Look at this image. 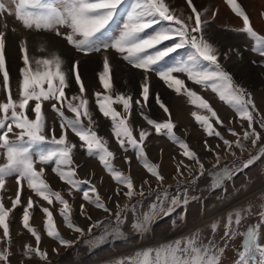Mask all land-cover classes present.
<instances>
[{
    "label": "rangeland",
    "instance_id": "obj_1",
    "mask_svg": "<svg viewBox=\"0 0 264 264\" xmlns=\"http://www.w3.org/2000/svg\"><path fill=\"white\" fill-rule=\"evenodd\" d=\"M133 2L134 0H126L117 17V23L112 25L113 32L117 31V24L123 23V18ZM238 2L248 14L254 30L264 35V15H262L264 0H238ZM166 3L170 9L175 11V14H182L185 18L193 15L194 19L187 0H166ZM193 4L197 10L202 12V18L210 21L205 26L203 35L218 47L220 63L232 74L235 83L251 94L257 109V112L254 113L256 119L253 127L259 132L261 138L255 146L249 139L242 140L243 149L235 147L234 142L237 135L242 139L243 132L248 130L247 121L239 118L238 114L228 104L221 101L210 88L188 81L186 74L174 73L186 81L188 88L193 89L209 101L223 124L220 125L215 118H210L221 135L233 142L231 150L226 148L220 138L208 136L191 115L193 111L209 116L210 113L190 104L185 94H177L174 90L168 89L154 72L148 73L150 97L142 114L135 101H142L140 85L144 78L143 71L133 68L115 50L109 49L107 55L110 57L113 89L108 91L112 95L131 93L133 107L130 113V124L133 134L139 139L141 130L150 133L142 145L145 149L147 162L157 164L159 172L165 178L159 185V192L157 191V180L144 167L145 161L137 159L136 149L124 150L119 146L118 140L111 130L110 119L103 117L95 103L94 94L105 92L99 82V73L103 70L102 58L105 53H91L85 56L68 45L66 40L57 36L54 31L25 29L14 15L7 13L0 15V31H4L7 37L6 61L10 75L9 89L13 98L19 99V81L21 79L19 69L24 66L22 54L19 51L21 40L27 42L30 67L34 70L36 60L47 57L52 52L61 55L65 61L63 67L68 70L72 68L75 61L79 60L80 63L76 70L80 72L81 79L85 84L84 95L89 100V110L94 122L92 128L99 137L107 141L106 146L114 153L112 163L115 170L122 171L131 177L136 192H139L143 187L145 193L144 196L126 197L123 194L127 190L126 186L113 179L112 174L100 164L98 157H89L86 150L80 147L79 138L69 130L68 138L76 146L73 151L76 179L82 181L79 189L61 181L52 170L54 164L40 165L37 163L36 167L37 170L40 167L44 168L42 178L49 183L53 191H59L69 201L70 217L83 232H77L74 228L70 229L65 225L60 215V209L63 206L54 198L53 204L49 205L47 201L28 189L26 182L22 181L21 185H17L15 177L7 178L5 188L0 189V203L11 210L8 217L10 235L7 238L3 237V229L0 228V250L8 251L10 254L7 261H0V264H112L118 258H135V254L139 250L157 247L162 243L193 234L196 230L199 231L196 232L195 238L201 245L211 239L213 247L225 249L221 255L220 264H236L239 259L238 252L242 250L243 236L241 234L249 226L257 227V242L264 246V220L261 219V210L264 209V155L259 153V149L264 147V129H261L259 123L260 118L264 116V66L260 63H253V61H261L264 57L251 51L253 41L240 31L243 27L242 19L231 11L226 0H193ZM206 8L208 11L204 14ZM214 12L215 16H213ZM66 31L64 28L61 29V32ZM148 31L151 32L153 29ZM170 43L171 41H165L159 47L167 46ZM41 44L44 45L43 50L40 48ZM237 49L238 52L235 51ZM179 51L181 54L185 52V50ZM225 53L228 54L227 59H225ZM175 56L176 54H172V57L166 59L165 63H170ZM43 68L44 66L40 65V70ZM78 88L79 86L75 83V73H72L71 84L65 89L66 96L70 99L73 95H79ZM156 93L160 94L161 100L169 108L171 119L175 124L176 135L188 143L203 163L205 173L202 176H199L196 163L182 155L183 150L177 143L163 134H157L154 125H149L143 118L146 115L160 122L169 118L168 114L164 113L156 103ZM6 99L7 90L4 88L3 77L0 74V102H4ZM30 104L34 106V102H30ZM57 107L60 105L58 104ZM114 107L122 112L121 105L116 104ZM42 108L47 121L46 134L50 136L49 130L54 126L55 133L59 136L61 131L59 115L52 110L51 104L47 101L43 103ZM63 110L69 118L74 117V113H71L66 106ZM29 116L34 118V113L29 112ZM82 119L87 127L88 119L86 117H82ZM229 129H233L237 135H233ZM2 131L0 130V132ZM9 135L11 136V134ZM205 141L211 150H206ZM217 154L219 156L218 164ZM252 156H259V158L251 166L244 168L243 162ZM126 158H131L130 162L126 163ZM5 162L3 155H0V164ZM177 166L180 167L182 176L177 174ZM225 168L232 170L230 178H226L224 183L216 187L212 183V172ZM189 170L192 172L191 178ZM197 177L199 178L197 179ZM145 180L148 183H144ZM178 181H181L179 185ZM90 185H95L101 199L111 210L110 212L98 209L83 199V191L88 190ZM178 187L181 192L185 189L188 191L189 203L187 206L179 205L173 212L163 214L159 211L158 205L157 213L153 217L147 233L141 234L135 231L133 228L134 219L141 218L145 211L150 210V205L163 192L164 188L169 189V197H171L177 194ZM150 188L152 189L151 194H149ZM17 190L21 192V204L12 209V202ZM29 197L34 202L33 208L29 210L30 227H34L41 236L39 243L23 227V208L27 206ZM82 204L84 205L83 214L81 213ZM131 205L134 207H129L126 212L122 213V216H126V222H122L121 231L104 234L106 227L110 228L114 225V214L118 209L122 210L125 206ZM43 207H48L52 211L57 230L66 240L72 242L70 246L62 245L58 240L47 236L44 227L46 215L41 210ZM164 207L165 209L168 207V202H165ZM237 208L242 211L250 209V211H243L241 223L239 225L234 223L232 226L235 234L225 238L227 214L230 210ZM185 212L186 223L178 219ZM174 220L176 221L175 230H173L172 224ZM233 220H235V216H233ZM97 221L105 223L94 228L92 232H88L90 224H95ZM213 221L218 223L215 232L210 228ZM29 247L39 248L41 252L46 253V258L41 259L35 252L25 256ZM247 261L248 264H264V258L258 253H250Z\"/></svg>",
    "mask_w": 264,
    "mask_h": 264
},
{
    "label": "snow or ice",
    "instance_id": "obj_2",
    "mask_svg": "<svg viewBox=\"0 0 264 264\" xmlns=\"http://www.w3.org/2000/svg\"><path fill=\"white\" fill-rule=\"evenodd\" d=\"M226 2L231 11L242 19L243 27L240 31L253 41L251 51L264 57V35L254 30L248 14L238 0H226ZM125 3L126 0H7V2L0 0V15L5 13L14 15L25 29L54 31L57 36L65 39L68 45L85 56L91 53H105L102 58L103 70L99 73V82L105 92L94 94L95 103L103 117L110 119L111 130L118 140L119 146L124 150L136 149L137 159L145 161V169L158 182V192L159 185L165 178L159 172L157 164L147 162L145 149L142 145L150 133L141 130L139 139L133 134L130 124V113L133 107L132 95L131 93L112 95L108 91L113 89L110 57L107 55L109 49L115 50L133 68L143 71L144 78L140 85L143 102L135 101L142 114L150 97L148 73L154 72L168 89L174 90L177 94H185L190 104L210 113L209 116L193 111L191 115L208 136L220 138L226 148L231 150L233 142L224 138L212 122L211 118H215L218 124H223L209 101L193 89L188 88L184 79L174 75V73L186 74L188 81L210 88L221 101L228 104L238 114L239 118L247 121L248 130L243 132L242 139L233 129H229L233 135H237L234 142L235 147L243 149L242 140L249 139L255 146L261 138L259 132L253 127L256 119L254 113L257 112L256 105L251 94L235 83L232 74L220 63L218 47L203 35V30L210 21L202 18V12L197 10L193 0H187V4L191 13L194 14V19L193 15L185 18L182 14H175L166 0H134L123 18V23L117 24V31L113 32L112 25L117 23V17ZM207 11V8L204 9V14ZM215 15L214 12L213 16ZM62 28L67 31L61 32ZM149 29H153V31L149 32ZM6 39L5 32L0 31V74L3 77L4 88L7 90L6 101L0 102V130H3L0 132V150H2L0 155H3L6 161L0 164V189L5 188L7 178L15 177L17 185H21L22 181L26 182L27 188L32 190L36 196L47 201L49 205L53 204V198L62 205L60 215L65 225L82 233L83 230L76 226L70 217L69 201L59 191H53L49 183L42 178L44 168L40 167L37 170L36 167L37 163L40 165L54 164L52 170L59 179L79 189L82 181L76 179V167L73 161V151L76 146L68 138L70 130L79 138L80 147L86 150L87 155L98 157L100 164L112 174L113 179L126 186L127 190L123 193L126 197L144 196L143 187L139 192H136L131 177L122 171L115 170L112 163L114 153L106 146L107 141L99 137L92 128L94 122L89 110V100L84 95L85 84L81 79L80 72L76 70L80 61H75L72 68L68 70L63 67L65 61L61 55L52 52L49 56L36 60L34 70L30 67L27 42L21 40L19 51L22 54L24 66L19 69L21 79L19 81V99L17 100L13 98L9 89L10 75L6 61ZM165 41H171V43L159 47ZM40 48L43 50L44 45L41 44ZM179 50H185V52L181 54ZM172 54H176V56L171 59L170 63H165L166 59L172 57ZM227 58L228 54L225 53V59ZM253 63H260L264 66V59L259 62L253 61ZM40 65L44 66L43 70H40ZM72 73H75V83L79 86V95H73L69 99L65 89L71 84ZM155 99L169 118L162 122L153 120L146 115L143 118L149 125H154L157 134H163L177 143L183 150L182 155L196 163L199 176H202L205 169L203 163L198 159L197 153L190 148L185 140L176 135L175 124L171 119L169 108L161 100L159 93H156ZM45 101L51 104L52 110L60 117L59 136L56 135L54 126L49 130L51 135L46 134L47 121L42 108ZM30 102H34V106ZM58 104L60 107H57ZM116 104L122 106V112L114 107ZM65 106L71 113H74L73 118L65 115L63 110ZM29 112L34 113V118H30ZM82 117L88 119L87 127ZM259 123L261 129H264V116L260 118ZM205 145L206 150H211L207 141H205ZM259 153L264 155V147L259 149ZM258 158L259 156L250 157L243 162V167L251 166ZM130 159L126 158V163L130 162ZM218 163L219 156L217 154ZM231 171L227 168L214 170L212 183L219 187L226 178H230ZM177 174L183 175L179 166H177ZM191 176L192 172L189 170V177L191 178ZM144 183H148V181L145 180ZM180 183L181 181H178V185ZM151 192L150 188L149 194ZM83 199L98 209L105 212L111 211L101 199L95 185H90L88 190L83 191ZM165 202H168L166 209ZM188 203L186 189L181 192L178 187L177 194L169 197V189L164 188L163 192L150 205V210L145 211L141 218L134 219L133 228L138 233L146 234L157 213L158 205L161 213L169 214L175 210L176 206L186 207ZM20 204L21 192L17 190L12 202V209ZM33 204L32 198L29 197L27 206L23 208V227L39 243L41 236L34 227H30L29 210L33 208ZM129 207H134V205L125 206L122 210L118 209L114 214V225L110 228L106 227L104 234L121 231L122 222H126V216H122V213L126 212ZM41 210L46 215L44 227L47 236L58 240L62 245L70 246L72 242L66 240L57 230L52 211L48 207H43ZM10 211L0 203V228L3 229L5 238L10 235L8 220ZM243 211H250V209ZM243 211L240 208L229 211L225 225V238L235 234L232 226L234 223L236 225L241 223ZM261 212V219L264 220V209ZM81 213H84L83 204ZM233 216H235V220H233ZM88 218L90 219V216ZM178 219L186 223V212ZM104 223V221H97L95 224H90L87 231L92 232L94 228L100 227ZM172 224L173 230H175L176 221L174 220ZM210 228L215 232L218 223L213 221ZM198 231L196 230V232ZM196 232L174 241L162 243L157 247L139 250L135 254V258H118L112 264H220L221 255L225 249L213 247L211 239L201 245L195 238ZM241 235L243 236L242 250L238 252L239 259L236 264H248L247 257L250 253H258L264 258V246L257 242V227L249 226ZM31 252H35L41 259L46 258V253L41 252L39 248L32 249L30 247L25 252V256ZM9 254L8 251L0 250V261H7Z\"/></svg>",
    "mask_w": 264,
    "mask_h": 264
},
{
    "label": "bare ground",
    "instance_id": "obj_3",
    "mask_svg": "<svg viewBox=\"0 0 264 264\" xmlns=\"http://www.w3.org/2000/svg\"><path fill=\"white\" fill-rule=\"evenodd\" d=\"M177 110H178V113L180 114V111H179V109L177 108Z\"/></svg>",
    "mask_w": 264,
    "mask_h": 264
}]
</instances>
